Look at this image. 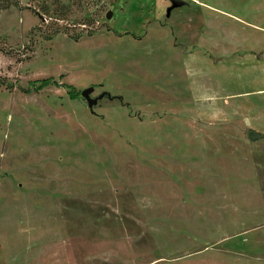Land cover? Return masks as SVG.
<instances>
[{"label":"rangeland","instance_id":"obj_1","mask_svg":"<svg viewBox=\"0 0 264 264\" xmlns=\"http://www.w3.org/2000/svg\"><path fill=\"white\" fill-rule=\"evenodd\" d=\"M208 23L245 57L264 0H0V264H264V106L206 118Z\"/></svg>","mask_w":264,"mask_h":264},{"label":"crops","instance_id":"obj_2","mask_svg":"<svg viewBox=\"0 0 264 264\" xmlns=\"http://www.w3.org/2000/svg\"><path fill=\"white\" fill-rule=\"evenodd\" d=\"M218 30L219 33H214L208 23L203 35L204 44L218 46L222 55L216 59L206 55L202 63L197 59L193 61L199 65L195 69L203 71L204 78L196 76L193 79L192 91L197 100L204 99V114L210 121L232 119L234 116L242 118L243 108L264 106V40L260 44V40L254 39L255 45L249 46V54L242 57V46L248 47L247 42L252 40L238 30ZM250 97L256 102L248 101ZM228 99L234 102L228 103Z\"/></svg>","mask_w":264,"mask_h":264},{"label":"water","instance_id":"obj_3","mask_svg":"<svg viewBox=\"0 0 264 264\" xmlns=\"http://www.w3.org/2000/svg\"><path fill=\"white\" fill-rule=\"evenodd\" d=\"M113 16V12L112 11H109L108 14H107V17L108 18H111ZM94 91V88H88V89H85L82 91V96L84 98L87 99L89 105L92 107L94 104H96V100H92L90 98V94ZM249 138L252 140V141H258V140H264V134L263 133H259V132H256V131H250L249 133Z\"/></svg>","mask_w":264,"mask_h":264},{"label":"trees","instance_id":"obj_4","mask_svg":"<svg viewBox=\"0 0 264 264\" xmlns=\"http://www.w3.org/2000/svg\"><path fill=\"white\" fill-rule=\"evenodd\" d=\"M17 6V3H10V2H8L5 6H4V8H8V7H10V6ZM0 82H2L1 80H0ZM50 83H49V80H44L43 81V84H42V86L41 87H44V86H47V85H49ZM70 94L72 95V98L73 99H76L77 97H78V93L75 91V89L74 88H72V87H70ZM26 92H29L28 90L26 91Z\"/></svg>","mask_w":264,"mask_h":264}]
</instances>
